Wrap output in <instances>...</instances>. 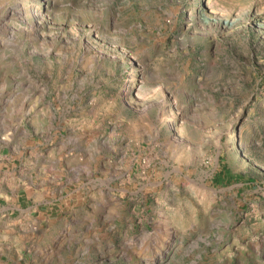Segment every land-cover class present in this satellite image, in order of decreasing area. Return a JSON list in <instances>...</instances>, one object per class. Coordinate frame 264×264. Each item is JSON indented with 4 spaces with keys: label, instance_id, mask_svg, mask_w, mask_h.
<instances>
[{
    "label": "rangeland",
    "instance_id": "obj_1",
    "mask_svg": "<svg viewBox=\"0 0 264 264\" xmlns=\"http://www.w3.org/2000/svg\"><path fill=\"white\" fill-rule=\"evenodd\" d=\"M0 264H264V0H0Z\"/></svg>",
    "mask_w": 264,
    "mask_h": 264
}]
</instances>
